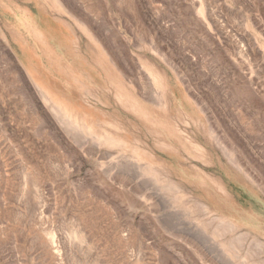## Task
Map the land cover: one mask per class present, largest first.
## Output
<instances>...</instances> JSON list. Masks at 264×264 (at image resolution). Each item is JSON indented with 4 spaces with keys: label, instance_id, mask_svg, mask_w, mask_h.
<instances>
[{
    "label": "rangeland",
    "instance_id": "rangeland-1",
    "mask_svg": "<svg viewBox=\"0 0 264 264\" xmlns=\"http://www.w3.org/2000/svg\"><path fill=\"white\" fill-rule=\"evenodd\" d=\"M0 264H264V0H0Z\"/></svg>",
    "mask_w": 264,
    "mask_h": 264
},
{
    "label": "bare ground",
    "instance_id": "bare-ground-1",
    "mask_svg": "<svg viewBox=\"0 0 264 264\" xmlns=\"http://www.w3.org/2000/svg\"><path fill=\"white\" fill-rule=\"evenodd\" d=\"M75 17H76V16H75ZM58 118H59V117H58ZM63 122H64V121H63ZM80 231H81V230H80ZM75 233H76V232H75ZM76 235H77V234H76ZM76 235H75V236H76ZM76 238H78V237L76 236ZM53 241H54V240H53ZM52 243H53V242H52ZM53 245H54V244H53Z\"/></svg>",
    "mask_w": 264,
    "mask_h": 264
}]
</instances>
